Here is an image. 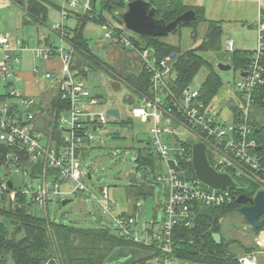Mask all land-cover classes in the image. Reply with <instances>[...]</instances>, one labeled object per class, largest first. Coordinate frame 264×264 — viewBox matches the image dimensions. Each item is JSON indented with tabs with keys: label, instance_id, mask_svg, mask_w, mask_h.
I'll use <instances>...</instances> for the list:
<instances>
[{
	"label": "built area",
	"instance_id": "1",
	"mask_svg": "<svg viewBox=\"0 0 264 264\" xmlns=\"http://www.w3.org/2000/svg\"><path fill=\"white\" fill-rule=\"evenodd\" d=\"M261 5L262 2L253 24L256 47L252 50L246 68L238 71L240 80L234 85V94L223 97L230 112L228 121L222 120L220 116L223 104L220 102L223 101L215 103L211 99L206 102L201 98L200 89L190 91L188 87H176L173 60L166 57L155 63L150 59L149 51H138L124 34L114 33V27L102 26V30L107 31L106 39L139 57L140 71H144L149 77L148 94L134 96L133 100L137 104L132 106L130 115L144 119L149 124L148 145L153 146L165 171V175L157 177L155 183H165L166 196L157 214L141 223L137 221L136 215H113L112 210L116 204L111 200L108 188H99V199L82 182L89 172L91 174V170L88 171L86 165L81 166L77 154L96 143L103 146L100 132L107 125V119L120 121L121 115L119 111L120 119L117 120L106 114L109 108L116 107L104 106L103 97L93 94L88 88L80 76L81 72H88V68L83 62L76 68L73 47L70 45L69 49H64L51 43L29 50L20 39L12 40L9 35L1 34L0 81L7 90L10 89L7 92L8 98L0 102V143L11 148L21 146L28 157L26 164L39 162L42 170L35 190L24 188L23 180L20 185H16L11 178L12 172H7V177L10 178H2L0 181V201L5 197L14 201L16 194L20 192L29 196L31 202L38 207L45 209L52 196L83 192L110 216L112 228L121 238L159 250L162 256L154 258L155 264H190L180 262L172 256L174 231L178 227H193L191 207L194 204H230L236 195L231 192L232 189L214 191L197 181L182 177L187 170L181 167V162L191 163L192 146L188 148V141L194 140L205 145L207 157L209 156L211 166L217 172L229 174L232 178L247 176L264 191V156L260 153L261 149L258 150L260 147L256 141L251 138L254 97L264 88V16L261 14ZM91 8V0H64L61 17L66 19L70 13L77 14V9L84 16ZM61 27L54 25L52 29L60 34L61 40L67 42L66 32ZM225 46L227 53L233 52L230 40H226ZM27 50L34 59L43 63L54 61L53 66L43 72L41 78L43 82L49 81L48 87L37 97L11 89L13 83L9 82L18 70V53ZM32 72L38 74L39 69L34 67ZM54 97L63 103L61 112L48 106V100ZM235 102L237 104L234 105ZM44 116L49 120L47 129L44 127V124L47 125ZM110 134L106 133L105 136L109 137ZM10 164L13 172L21 177L28 178V174H32L25 169V163L21 162V157L17 154L10 157ZM3 168L8 171L7 167ZM49 170L51 174H58L57 180L49 179ZM7 182H11L12 189H9ZM66 184H72V187L63 190L62 186ZM140 206V203L136 204L138 213ZM240 261L242 264L254 263L250 257H244Z\"/></svg>",
	"mask_w": 264,
	"mask_h": 264
},
{
	"label": "trees",
	"instance_id": "2",
	"mask_svg": "<svg viewBox=\"0 0 264 264\" xmlns=\"http://www.w3.org/2000/svg\"><path fill=\"white\" fill-rule=\"evenodd\" d=\"M13 1L24 8L29 19L41 22L45 21L47 15L46 0ZM131 1L134 0H91L92 10L80 17V23L76 28L67 30L63 26L61 27V29L65 30L67 39L73 47L76 68L79 67L81 62L87 68L95 67L101 69L103 67L100 60L91 54L87 42L83 37L82 31L85 21L91 19L102 27L104 25L112 26L110 21L113 20L122 26L121 16L126 10L127 4ZM143 1L147 2L150 8L155 9V19L164 20L166 23L174 21L187 11H193L195 13V20L186 25L180 24L178 27H190L196 32V28L200 23L207 24L204 38L199 45L194 49L184 52L178 46L166 43L163 39L167 36H138L146 43L144 49L139 47L140 45L137 41L130 39L138 51H149L150 59L155 63L175 54L176 57L172 61L176 74L175 85L178 89L188 87L198 71L204 65H208L201 54L221 51L222 22L206 20L203 7H188L184 4V0ZM96 2L100 6L98 14L94 10ZM263 13L264 10L261 7V14L263 15ZM29 23L30 21L26 20L23 24ZM113 29L116 34H124L118 27H114ZM120 50H126V48L124 49L123 46H120ZM251 53L252 51L248 50H234L231 55L230 69L237 72L245 69ZM213 69L209 72L200 88L201 98L206 102L217 96L222 88V79L219 71ZM140 72L131 71L118 75L122 79V82L128 85L133 95L137 97L148 94V74L144 71ZM85 73L87 72L80 73L83 79L86 76ZM7 98L8 93L4 96L0 95V102ZM37 100V103H39V99ZM48 101V106L51 109L61 112L64 108L63 103L56 97ZM253 105L254 114H251V125L253 127L251 138L256 141L261 149L260 153L264 156V131L261 127L264 120V88H261L256 93ZM43 119L47 123V125L44 124V127L48 126V117L44 116ZM109 137L117 139L118 134L113 133ZM194 143V140L188 141V148L190 149ZM88 149L77 154L82 167L85 166L83 161ZM16 154L21 157V162L25 163V169L32 173L28 174V178L38 180L39 182L42 164L39 162H36V164H26L28 157L19 145L11 148L0 143V167L3 168L5 166L9 168L11 165L10 157ZM208 160L211 164L209 156ZM134 162L136 170H154L155 159L150 152H139ZM180 165L187 170L186 174H183L182 177L187 180L196 181L192 164L181 162ZM47 175L50 177L49 179L57 180L58 174H51L50 172ZM85 179H88V176L82 179L84 184ZM233 179L238 187L231 190L236 195L232 203L219 206L194 204L191 207L194 222L193 227L191 229L176 228L173 233L172 256L177 258L178 261L190 264H241L237 253L231 249V245H235L236 241H228L229 239L225 238L223 226L219 223V220L236 214L242 207V205L236 202L237 198L241 195L253 198L256 192L259 191L260 186L247 176L233 177ZM1 180L2 177L0 176ZM246 183L252 185L248 186ZM154 185H158V183H155V179L152 184L138 183L132 186L131 194L135 198L133 205L134 214L137 213L136 204L139 200H146L153 195ZM77 193L83 192H75L69 196L76 195ZM34 206L37 205L31 202L30 197L20 192L16 194L14 201L8 197L0 201V264H7L8 261H12L13 264H151V261H154L155 257L162 256V253L153 246H145L121 238L111 225H102L99 222L98 226L83 228L69 223H57L48 218L47 205L45 209L42 208L45 217L38 216L33 211ZM158 210L155 211L153 209L152 217L157 214ZM121 215L126 216L125 212H122ZM128 216L130 217V215ZM253 231L254 233H258L260 230ZM214 233H218L221 236V243L219 245L212 239V234ZM240 246L244 250V254L250 253L254 249Z\"/></svg>",
	"mask_w": 264,
	"mask_h": 264
},
{
	"label": "rangeland",
	"instance_id": "3",
	"mask_svg": "<svg viewBox=\"0 0 264 264\" xmlns=\"http://www.w3.org/2000/svg\"><path fill=\"white\" fill-rule=\"evenodd\" d=\"M46 1L48 2H45L47 15L45 21L41 22L29 19L24 8L13 0H0V35L10 34L12 37L22 40L29 50L36 46L42 47L46 42L54 43L55 46L62 45L64 49L69 48L67 43L68 40L66 39L67 42L61 40L60 34L55 32L52 28L54 25H58L63 26L67 30H73L79 25L80 17H82L83 14L77 9L78 15L74 12L70 13L68 18L62 19L61 8L64 6V0ZM196 1L200 6L202 5V7L207 8L209 0ZM261 1V6L264 10V0ZM241 3L242 1L240 0H233L232 2H228L227 0L222 1V4L228 6L227 9L230 11L229 14H231L232 18L222 23L221 51L201 54L208 65H204L188 85L190 91H198L209 72L213 68L216 70L218 64H229L231 53L225 52L226 40L232 42L233 50L252 51L255 49L256 32L252 25L256 20L257 11L255 10L252 14H238L237 11L244 9V6H239ZM125 9H127V7ZM94 10L96 14L100 12L98 2L95 3ZM26 20H29L30 23L23 24ZM110 22L112 27L120 28L127 38L137 41L140 48H145L146 43L140 37L128 31L124 27V24L120 26L113 20ZM206 29V23H200L196 28V32L190 27H178V31L168 35L163 40L168 44L178 46L180 50L184 52L194 49L199 45L204 38ZM106 32L107 31L102 30L101 25L91 19L85 21L82 31L83 37L87 42L91 54L100 60L103 67L101 69L95 67L88 68L89 72L85 73L86 76L84 81L93 94L103 97L104 106H114L119 109L121 120L116 121L112 118L107 119V125L100 132L104 145L101 146L96 143L91 146V149L87 150L83 164L88 166V171L91 170V174L90 179H85L84 182L87 188L99 199H101L99 188H108L110 198L116 204L114 210H112L113 215L121 214L122 212H125L126 216L136 215L137 221L141 223L144 220L152 218L153 209L156 211L163 205L165 200V183L162 182L158 185H154L153 195L146 200H139L141 204L139 208L140 212L135 214L133 209L135 198L131 194L132 186L138 183L152 184L154 179L165 175L164 165L155 155L153 146L151 144L147 145L150 141L149 124L144 119L135 118L130 115V110L133 105L137 104V101L133 100L134 95L132 91L118 76L125 72H140V59L138 56H134L132 52L120 50L118 44L116 45L106 39ZM194 32L195 36L193 35ZM1 59L2 55L0 53V61ZM31 62L32 59L29 53L24 52L20 54V64L17 71L29 69L30 66H32ZM33 64L37 65L40 64V62L33 60ZM219 74L222 79V88L217 96L213 98V101L215 103L223 101L220 102L224 104H221L222 112L220 116L222 120L228 121L230 112L224 102L225 98L223 97L234 94V85L240 80V74L233 69L225 72L219 71ZM9 82L14 83L11 89L14 88L19 91L22 89L21 82L13 78L10 79ZM48 82L49 81H46V83ZM8 90L5 88V84L0 81V95L4 96L7 94ZM8 100L10 101V99ZM235 104L237 103L235 102L234 105ZM109 132L111 134L117 133L118 138L112 139L111 137H106V133ZM100 133L98 135H100ZM141 151L152 153L155 159L154 170H136L134 161ZM7 172H12L11 178L16 185H20L23 180L24 188L35 190L39 184L38 180H31L27 177L22 178L15 174L12 166H9L8 171L0 167V176L2 178H10L7 177ZM246 184L248 186L252 185L250 183ZM71 187L72 184H66L62 186V189L66 190ZM259 191L262 190L259 189ZM62 200H70V202L66 205H62ZM33 211L38 216L45 217L42 208L34 206ZM47 213L51 221L69 223L76 227L90 228L98 226L99 222L102 225L108 224L112 226V219L110 216L103 211L99 204L83 193H77L73 196H56L49 198ZM219 223L223 226L225 238H227V240L229 239L228 241H236L235 245H231V249L237 253L240 260L244 257H250L255 264H264V243L262 240L264 230L260 229L258 233H254L252 229L243 228L240 223L238 212L230 215L226 219L221 218ZM136 231L139 233L138 229H136ZM240 245H242V247L254 249L252 252L244 254V250ZM7 264L13 263L12 261H8ZM151 264H155V262L151 261Z\"/></svg>",
	"mask_w": 264,
	"mask_h": 264
},
{
	"label": "water",
	"instance_id": "4",
	"mask_svg": "<svg viewBox=\"0 0 264 264\" xmlns=\"http://www.w3.org/2000/svg\"><path fill=\"white\" fill-rule=\"evenodd\" d=\"M154 14L155 9L150 8L147 2L134 0L127 4V9L121 18L124 27L128 31L137 36L152 37L168 36L176 32L180 24L186 25L195 20V13L193 11H187L169 23L161 19H155ZM175 57L176 55L172 54L169 59L174 60ZM217 69L220 72H225L230 69V65L218 64ZM242 75L244 76L245 74ZM106 114L117 120L120 119L117 108H109ZM191 164L196 181L211 190L218 191L236 189L238 187L229 174L217 172L211 166L207 157L206 147L201 142H195L191 147ZM88 179H90V172L88 173ZM7 185L9 189H12L11 182H7ZM69 202L70 200H62V205H66ZM236 202L242 205L238 211V215L243 228L264 230V191H258L253 198L241 195L237 198ZM212 239L217 245L221 243V237L218 233L212 234Z\"/></svg>",
	"mask_w": 264,
	"mask_h": 264
},
{
	"label": "crops",
	"instance_id": "5",
	"mask_svg": "<svg viewBox=\"0 0 264 264\" xmlns=\"http://www.w3.org/2000/svg\"><path fill=\"white\" fill-rule=\"evenodd\" d=\"M222 1L223 0H209L207 8L203 7L206 20L221 21L222 23L231 20L232 17H231V14H229L230 11H228V9H227L228 6L222 4ZM227 1L232 2L233 0H227ZM240 1H242V3L240 5L239 4L238 5L244 6V9L243 10L240 9L239 11H237L238 14H247V13L252 14V13H254L255 10L258 12V8L260 6V3L262 2L261 0H260V2H258V0H240ZM184 4L188 7H195V6L202 7V5L200 6L196 0H184ZM7 35H9V37L12 40H19L18 38L12 37L10 34H7ZM23 44H25V43L23 42ZM49 44H51V43L46 42L44 46H48ZM52 44L54 45V43H52ZM68 45L70 48L69 43H68ZM171 45H173V44H171ZM44 46H42V47H44ZM60 46H62V45H60ZM55 47H59V46H55ZM34 48H40V46H36ZM34 48H32V49H34ZM69 48H67V49H69ZM24 52L30 54V58L32 59V62H31L32 66H30V68L27 70L17 71L16 75L13 79L21 82L22 89L20 90V92H22L23 94H26L28 96L37 97V96L41 95V93L44 92L45 87H48V83L43 82V80H41V78L43 76V72H45L46 70H49L50 67L53 66L54 61H49V62L43 63L40 60L34 59L33 55L31 54V52L29 50L19 52L18 53L19 59H20V54H22ZM231 55H232V53H231ZM231 55H230V62L227 65H230V63H231ZM33 60L39 61L40 64H37V65L33 64ZM34 67H37L39 69L38 74H34L32 72ZM217 70L218 69H216V71ZM13 86H14V83H13Z\"/></svg>",
	"mask_w": 264,
	"mask_h": 264
},
{
	"label": "flooded vegetation",
	"instance_id": "6",
	"mask_svg": "<svg viewBox=\"0 0 264 264\" xmlns=\"http://www.w3.org/2000/svg\"><path fill=\"white\" fill-rule=\"evenodd\" d=\"M261 127H262V130L264 131V120L262 121Z\"/></svg>",
	"mask_w": 264,
	"mask_h": 264
},
{
	"label": "bare ground",
	"instance_id": "7",
	"mask_svg": "<svg viewBox=\"0 0 264 264\" xmlns=\"http://www.w3.org/2000/svg\"><path fill=\"white\" fill-rule=\"evenodd\" d=\"M262 237H263V239H262V240H263V243H264V236H262ZM248 264H254V263H250V262H249Z\"/></svg>",
	"mask_w": 264,
	"mask_h": 264
}]
</instances>
